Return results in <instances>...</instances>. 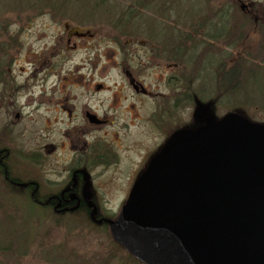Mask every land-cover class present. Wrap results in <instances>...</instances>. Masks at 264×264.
<instances>
[{"label": "rangeland", "instance_id": "374dc122", "mask_svg": "<svg viewBox=\"0 0 264 264\" xmlns=\"http://www.w3.org/2000/svg\"><path fill=\"white\" fill-rule=\"evenodd\" d=\"M138 2L0 0V39L4 41V54L10 56L4 59V69L9 71L7 75L14 84L18 83L19 93L30 92L38 102L35 104L31 100L30 106L24 109L17 104L7 105L6 113L10 120L15 121V114L20 113V128L23 129L24 124H28L26 119H30L36 123L34 127L39 132L43 123L48 128L44 129L45 134L52 141H59L62 131L68 127L65 109H70L74 115L81 105L88 103L95 108L99 105L98 99H106V95L97 98L87 94V88L102 84L110 90L126 89L127 81L118 67L124 53L121 45H115L113 40L122 39L123 44L130 37L120 35V26L115 25H131L138 35L137 40L145 39L147 32L140 28L149 23H163L166 40H179L181 31L185 29L183 32H186L190 28L198 29L193 33L195 39L204 40L215 34L214 28L225 24L217 34L229 33V39L234 38L232 41L227 44L223 40L211 45V55L206 59L200 58L197 68L195 65L200 55L195 57L192 54V57L180 59V92L189 95L190 80L198 76L193 84L198 99L199 89L214 88L208 99H212L214 117L219 119L239 110L247 121L264 125V101L258 103L259 92L264 91V0H141L140 11L125 16L126 8L137 7ZM229 12L234 13L232 17ZM252 20L258 23L255 27L251 26ZM65 23L79 28L85 36L72 38L67 45L68 35L63 29ZM239 36H242L241 40H238ZM134 46L137 43L130 44L129 50ZM43 50L52 58L48 62L41 61L35 68L32 58ZM142 55V50L138 49L135 58H130L134 65H139ZM224 58L228 63V73L230 70L235 72L237 67L241 72L239 86L228 88L227 94L216 88L220 77H216L212 70L214 61ZM169 63L165 61V66ZM45 64L48 68L39 70ZM255 65L260 69H255ZM138 71L139 79L145 85L155 82L157 75L153 70L139 68ZM251 74L256 75L254 82ZM160 75L166 78L169 74L164 72ZM166 84L165 80V85L160 86L167 87ZM44 92L46 98L43 97ZM122 93L124 97L128 96L127 89ZM47 98L48 103L52 102L51 106L47 104ZM128 101L133 102L128 99L123 104ZM149 102L138 105L143 116L152 107ZM188 103L181 102L179 125L182 128L193 122L194 107ZM4 113H0L1 117L8 118ZM134 132L130 130L127 133V142H123L125 150ZM115 133L120 136L121 131L116 129ZM129 153L118 154V164L113 162L110 167H101L92 174L99 208L112 218L125 197L130 169L140 160L141 154ZM60 158L61 154L60 157L59 154L53 155V168L59 167ZM22 198L20 192L0 189V264H142L113 242L106 226L90 223L83 213L55 214L49 208L25 203Z\"/></svg>", "mask_w": 264, "mask_h": 264}, {"label": "flooded vegetation", "instance_id": "af4514ba", "mask_svg": "<svg viewBox=\"0 0 264 264\" xmlns=\"http://www.w3.org/2000/svg\"><path fill=\"white\" fill-rule=\"evenodd\" d=\"M240 8L244 10V6L241 5ZM115 26H120L119 30L126 29L125 35L127 38L130 37L123 44L122 39L113 40L115 45L116 43L121 45L124 53L121 55L124 59L118 67L127 81L128 96H123L122 91H126L125 88L110 90L102 84L87 88V94L97 96V98L106 95V99L102 101L98 99L97 104L99 105L94 106L95 108L89 106L88 103L83 104L77 108L78 111L74 115H71L70 109H65L68 116L66 127H68L62 131L59 141H52V138L45 134V130L48 128L43 123L39 132L34 127L36 123L30 119H26L28 124H24L23 129L20 128L22 119L20 113L15 114V121L10 120L9 114L6 113L7 105L12 107L17 104L24 109L30 106L31 100L35 104L38 102H36L37 97L35 98V95L33 96L30 92L19 93L18 83L14 84L13 80L8 77L9 71L4 69V59L10 56L4 54V41L3 38L0 39V113L5 112L7 115L4 113V116L8 117L0 115V189L20 192L23 196L21 201L49 208L55 214L81 212L90 223L106 226L108 230L109 225L105 220L115 221L118 218L122 206L129 200L131 191L142 179L144 183H147L150 178L149 186L146 188L153 189L152 186H156L153 193L165 199L164 203L156 208L164 216L165 214H178L180 207L187 204L179 190L191 183L192 179L197 178L206 182L214 175H223L226 167H229L233 176L242 173L241 165L235 166L236 155L224 153V148L234 146V143L229 144L228 135H223L217 140L214 135H211L205 140L206 144L201 146V154H195L194 150L192 153L182 150L181 143L174 144L171 161L157 167L156 171L154 170L146 176L149 164L157 160L173 135L181 130L194 132L205 125L202 122L196 123L193 118L192 124L180 127L181 102L187 101L188 105H193V114L198 109L211 110L212 112V99H208L213 94L214 88L210 86V89H199L201 94L198 99L193 84L199 77L194 76V80H190L189 95L181 94V78L178 72L181 59L180 43L179 40H166L163 37V23L144 24V27L140 29L146 31L147 36L145 35V39L142 40H137L138 35L133 32L131 25L125 23ZM63 29L64 33L68 35L67 45L70 44L72 38L85 36L79 28H73L68 23L63 24ZM1 36H3L2 33ZM134 43H137V46H134L137 49L133 47L129 50V45ZM211 43L208 38L193 40L195 55H200L205 59L209 58L212 52V49L210 50ZM138 49L142 50L143 55L141 62L136 66L131 59L135 58ZM51 58L52 56L43 50L33 56L32 61L36 68L41 61L48 62ZM165 61L170 63L165 66ZM209 64L211 63L209 62ZM47 68L48 66L45 64L39 70L45 71ZM139 68L143 71L153 70L157 75L155 82L147 86L140 81ZM164 72L169 74L166 78L160 75ZM165 80L167 87H161L160 85H165ZM15 94L19 96L14 97ZM46 96V92H44L43 97L46 98ZM22 98H24L23 102ZM128 99L133 102L128 101L123 104ZM147 100L150 101L152 107L143 116L138 105ZM48 101L49 98H47V104L51 106L52 102L48 103ZM223 117L219 119L215 117L216 123L220 122ZM116 129L121 131L120 136L115 133ZM130 130L135 132L133 139L128 141L125 150L123 142H127V133ZM124 152L141 154V156L137 164L130 169L125 197L118 212L112 218L108 214L105 215L99 208V201L94 192L95 178L92 174L101 167L107 165L110 167L113 162L118 164V154ZM57 154L59 157L61 154L62 161L59 167L53 168V155ZM179 154L189 155L181 159ZM157 177L161 179L157 180ZM145 203H141L137 199L130 200L131 205H144ZM93 210L95 212L92 214ZM197 211L201 213L199 210ZM192 227L200 232L206 230L209 234L208 238L211 239L208 255L199 259L201 264L204 262L209 264L212 263L211 261L217 260L218 232L213 227L211 220L199 214L193 220ZM113 242L137 261L147 264L117 242ZM166 249L164 244L160 243L155 248H149L147 253L151 255L163 254ZM211 258L212 260H210Z\"/></svg>", "mask_w": 264, "mask_h": 264}, {"label": "water", "instance_id": "95a60500", "mask_svg": "<svg viewBox=\"0 0 264 264\" xmlns=\"http://www.w3.org/2000/svg\"><path fill=\"white\" fill-rule=\"evenodd\" d=\"M193 118L205 125L194 132L181 130L173 135L157 160L149 164L146 176L171 161L174 144L181 143L182 150L201 154V146L211 135L216 140L228 135L229 144L234 146L224 148V153L236 155L235 166L241 165L242 173L233 176L226 167L223 175L209 177L206 182L192 179L179 190L187 204L178 214L164 216L156 208L165 199L153 193L156 186L146 188L150 178L147 183L142 179L118 218L105 220L111 237L147 264H201L199 259L208 255L211 239L206 230L193 229L192 222L202 214L218 232V258L209 264H264V125L230 114L216 123L211 110L198 109ZM179 155L183 159L189 154ZM134 199L146 203L131 205ZM160 243L167 248L163 254L147 253Z\"/></svg>", "mask_w": 264, "mask_h": 264}, {"label": "trees", "instance_id": "16d2710c", "mask_svg": "<svg viewBox=\"0 0 264 264\" xmlns=\"http://www.w3.org/2000/svg\"><path fill=\"white\" fill-rule=\"evenodd\" d=\"M140 2H141V0L137 4V7L134 6L135 8H131V7L126 8V11L124 12L125 16H128V15L129 16H132L133 14H135V12L136 13L139 12L140 9H141ZM221 13H224V12H221ZM233 14L234 13L229 12L230 17H232ZM256 24H258V23H256ZM256 24L254 23L253 20L251 21V26L252 27H255ZM224 25L225 24H223L221 27L217 26L216 28H214L215 34L213 36H211L210 38L207 37L210 41H212V43H211L212 45H215L219 41H223V40H225L226 43L228 44V41L230 42V41H232L234 39V38H230L229 39V33H226V32H224L223 34H219V35L217 34L221 29L225 28ZM231 29H234V28L231 27ZM197 30H198L197 28H190V29H186V32H183V31H185V29H183L181 31V34H180V37H179V43H180L179 44L180 45L179 47H180V55H181V58H184V57L185 58L186 57H192L193 55L195 56V52L193 51L194 50L193 40H195V34L193 35V33L195 31H197ZM255 30H257V29H255ZM119 32L121 33V35H125V33L127 32V30L121 28L119 30ZM241 39H242V36H239L238 40H241ZM183 46H185L184 49H182ZM263 56H264V54H263ZM200 58L202 59V57L201 56L198 57L197 63L195 65L196 68L199 66V64H198L199 61L201 62ZM226 62H227V60H225L223 62L222 59L221 60H218V61H214V63H213L214 65H213L212 70H214L216 77H220V82L218 84H216V80H215V84H216L215 86H216V88H218V90H222L223 89V93H226L227 94V89L228 88L231 87V88L235 89L236 86H237V84L239 86L238 79L241 76V72L239 71V69L237 67V70H236V68L233 69V70H236L235 72L232 71V70H230L231 72L228 73V68H226V66L228 65V63H226ZM257 68H259V67H257L255 65V69H257ZM225 70H227V71H225ZM251 75L254 76L255 74H251ZM263 75H264V73H263ZM255 76L253 78V82L255 80ZM262 79H263V82H264V78H262ZM234 82H236V83H234ZM253 90H256V87ZM259 93H260V97H259L258 103L259 104H262L263 101H264V91L263 92L260 91ZM233 113H236V114H238L240 116H243L242 113L239 110H235Z\"/></svg>", "mask_w": 264, "mask_h": 264}]
</instances>
